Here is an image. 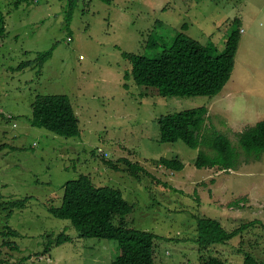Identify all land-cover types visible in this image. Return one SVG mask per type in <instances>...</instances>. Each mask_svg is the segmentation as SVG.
I'll use <instances>...</instances> for the list:
<instances>
[{"label":"rangeland","instance_id":"obj_1","mask_svg":"<svg viewBox=\"0 0 264 264\" xmlns=\"http://www.w3.org/2000/svg\"><path fill=\"white\" fill-rule=\"evenodd\" d=\"M17 1L0 0V232L6 226L19 232L16 237L0 233V245L4 240L18 245L4 247L3 264H111L119 254L118 240L81 237L70 220L48 210L61 205L64 184L82 174L121 189L134 204L131 227L158 235L156 264H199L197 217L221 218L230 228L242 220L264 222V153L248 157L239 132L232 130L264 120V0H74L73 8L72 0ZM236 16L244 30L223 89L233 96L222 102L223 109L212 107L206 124L230 138L240 153L238 166L197 168L200 149L182 140L161 142L158 120L198 106L210 109L214 99L164 97L156 87L137 84L123 53L157 56L181 32L221 52ZM49 50L41 66L36 58ZM27 62L33 65L20 68ZM37 94L67 95L80 118V135L64 137L33 126ZM173 157L184 162L181 172L155 162ZM123 158L153 178L142 170L140 179L134 178ZM226 177L237 189L255 186L261 201L250 207L241 198L243 204L234 205L240 198L230 200L215 190L226 188ZM214 178L221 185L213 184ZM16 199H27L26 207H9ZM59 235L67 241L56 244ZM233 244L218 248L242 262Z\"/></svg>","mask_w":264,"mask_h":264},{"label":"trees","instance_id":"obj_2","mask_svg":"<svg viewBox=\"0 0 264 264\" xmlns=\"http://www.w3.org/2000/svg\"><path fill=\"white\" fill-rule=\"evenodd\" d=\"M19 2L20 0L17 1ZM70 3L73 8L75 1ZM72 10L67 14L68 17L73 13ZM241 32V18L236 16L221 52L215 45H204L181 32L172 44L157 56L130 52L123 55L132 63L133 79L137 84L156 87L158 94L164 97L201 95L213 100L232 77ZM149 46H153V43L149 42ZM51 54L52 50L40 53L36 61H40L42 66ZM29 64L32 62L22 64L20 68ZM32 108L30 120L33 126L45 128L64 137L80 135V118L67 95L37 94ZM208 113L209 108L203 105L159 118L160 141L174 143L182 140L192 148H199L195 160L197 168L218 166L221 170H229L237 167L239 150L233 147L227 135L207 127ZM9 118L12 119V116ZM237 135L245 154L259 159L264 153V120L247 126ZM201 146L211 148L212 153L206 152ZM121 161L128 166L125 170L134 178L140 179L141 170L152 177L139 163H134L128 158ZM155 162L173 172H181L185 168L179 157L160 158ZM108 163L119 169L117 164L111 161ZM164 185L168 186L167 183ZM63 187L61 205H51L48 210L58 218L70 220L81 237L118 240L119 254L111 264H156L154 247L158 235L152 231L131 227L128 216L133 212L134 204L125 198L121 189L98 185L90 174H82L76 179L68 180ZM26 201L27 199L12 200L8 206L25 208ZM241 202L240 198L233 201V204L239 206ZM196 223L197 234L194 240L199 245V264H264V232L261 234L256 230L259 227L264 230V222L261 219L242 220L234 228L225 225L221 218L210 216L197 217ZM0 233L8 237L19 236V232L10 226H6ZM56 240V244L64 243L67 236L59 235ZM232 242L235 243L233 245L236 250L242 253V262L229 260L228 254L218 248L219 245L225 247ZM4 247L18 249L15 242L4 240L3 245H0V264L5 262ZM48 249L46 246V250Z\"/></svg>","mask_w":264,"mask_h":264},{"label":"crops","instance_id":"obj_3","mask_svg":"<svg viewBox=\"0 0 264 264\" xmlns=\"http://www.w3.org/2000/svg\"><path fill=\"white\" fill-rule=\"evenodd\" d=\"M242 30H244V28H242ZM225 89H226V87L224 88V90ZM232 96H233L232 91H228V92L225 93L222 90V92L218 96H216L214 98V100H213V102H212V104L210 106L209 111H211L212 107H215V106H216L217 109H221L223 106H225V105H223L222 102L224 100L228 99V97H232ZM229 106H231V105H229V104L226 105V107H224V109L226 111H228L229 110ZM227 123H229V122H227ZM247 126H249V125H245V127H243V129H245ZM230 127L232 128V124L230 125ZM231 128H229V129H231ZM232 130L235 131V132H241L242 131V130L238 131L235 128H232ZM212 181H213V184L217 183L218 185H221V184L218 183L219 180H217L216 178H214V180H212ZM229 182H230V178L226 177V180L223 183V184L226 185V188H225L224 185H222V186L218 187L215 190L216 191L217 190L221 191L220 193L223 194L222 196L226 197V198H228L230 200H232V197L244 198L245 205L246 206H250V207H253V205H256L259 201H261L259 196H258V194L254 190L255 186L250 187L249 189H243V184H241V185H239V189H237V186L231 187V185H229L230 184ZM238 183L240 184V183H242V181H240ZM242 204H243V202H242Z\"/></svg>","mask_w":264,"mask_h":264},{"label":"built area","instance_id":"obj_4","mask_svg":"<svg viewBox=\"0 0 264 264\" xmlns=\"http://www.w3.org/2000/svg\"><path fill=\"white\" fill-rule=\"evenodd\" d=\"M242 31H243V30H242ZM98 152H99L101 155H103V156L107 155L106 151H105L104 149H102V148H98Z\"/></svg>","mask_w":264,"mask_h":264}]
</instances>
